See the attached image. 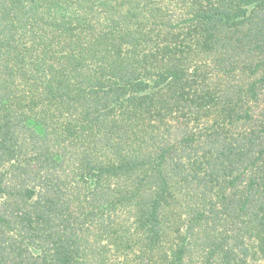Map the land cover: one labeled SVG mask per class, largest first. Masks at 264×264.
I'll return each instance as SVG.
<instances>
[{
    "label": "trees",
    "instance_id": "trees-1",
    "mask_svg": "<svg viewBox=\"0 0 264 264\" xmlns=\"http://www.w3.org/2000/svg\"><path fill=\"white\" fill-rule=\"evenodd\" d=\"M0 264H264V0H0Z\"/></svg>",
    "mask_w": 264,
    "mask_h": 264
}]
</instances>
